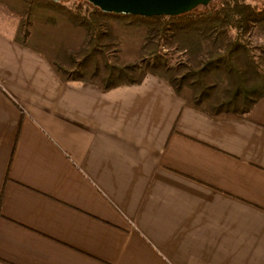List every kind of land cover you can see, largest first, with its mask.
I'll return each mask as SVG.
<instances>
[{
  "label": "crops",
  "instance_id": "0c3cea01",
  "mask_svg": "<svg viewBox=\"0 0 264 264\" xmlns=\"http://www.w3.org/2000/svg\"><path fill=\"white\" fill-rule=\"evenodd\" d=\"M0 17V264H264V97L62 83Z\"/></svg>",
  "mask_w": 264,
  "mask_h": 264
},
{
  "label": "trees",
  "instance_id": "16d2710c",
  "mask_svg": "<svg viewBox=\"0 0 264 264\" xmlns=\"http://www.w3.org/2000/svg\"><path fill=\"white\" fill-rule=\"evenodd\" d=\"M17 19L13 42L41 55L62 83L105 93L165 81L188 108L243 119L264 97V2L213 0L203 12L142 17L86 0H0ZM180 55L175 63L170 55Z\"/></svg>",
  "mask_w": 264,
  "mask_h": 264
},
{
  "label": "water",
  "instance_id": "95a60500",
  "mask_svg": "<svg viewBox=\"0 0 264 264\" xmlns=\"http://www.w3.org/2000/svg\"><path fill=\"white\" fill-rule=\"evenodd\" d=\"M58 2L61 0H50ZM105 13L142 17L175 16L197 7H207L213 0H86ZM264 1V0H261Z\"/></svg>",
  "mask_w": 264,
  "mask_h": 264
},
{
  "label": "rangeland",
  "instance_id": "374dc122",
  "mask_svg": "<svg viewBox=\"0 0 264 264\" xmlns=\"http://www.w3.org/2000/svg\"><path fill=\"white\" fill-rule=\"evenodd\" d=\"M215 1H217V0H215ZM251 2H257V3H260L261 2V0H251ZM264 2V1H263ZM206 8H208V6L207 7H197L193 12L194 13H200V12H203ZM0 13H1V15L2 14H5L7 17H9V18H11V19H13V22H14V25H15V28H16V25H17V19L14 17V16H12L11 14H9L8 12H6L2 7H0ZM1 18V17H0ZM254 43H256V44H263L264 45V42L263 41H260V40H258V41H255ZM179 57H180V55H170V61L172 62V63H175L177 60H179Z\"/></svg>",
  "mask_w": 264,
  "mask_h": 264
}]
</instances>
